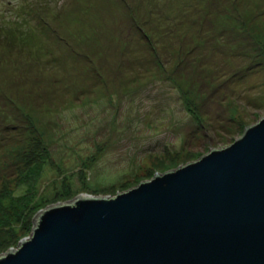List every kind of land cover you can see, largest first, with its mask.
Returning <instances> with one entry per match:
<instances>
[{
	"label": "rangeland",
	"instance_id": "obj_1",
	"mask_svg": "<svg viewBox=\"0 0 264 264\" xmlns=\"http://www.w3.org/2000/svg\"><path fill=\"white\" fill-rule=\"evenodd\" d=\"M261 116L264 0H0V202L116 194Z\"/></svg>",
	"mask_w": 264,
	"mask_h": 264
},
{
	"label": "water",
	"instance_id": "obj_2",
	"mask_svg": "<svg viewBox=\"0 0 264 264\" xmlns=\"http://www.w3.org/2000/svg\"><path fill=\"white\" fill-rule=\"evenodd\" d=\"M116 194L47 204L0 264H264V116Z\"/></svg>",
	"mask_w": 264,
	"mask_h": 264
},
{
	"label": "trees",
	"instance_id": "obj_3",
	"mask_svg": "<svg viewBox=\"0 0 264 264\" xmlns=\"http://www.w3.org/2000/svg\"><path fill=\"white\" fill-rule=\"evenodd\" d=\"M15 20L21 25L25 19L17 18ZM77 192L72 190L71 185L66 184L65 187L54 193L53 199L45 195L37 198L35 194L29 193L22 199V202L26 201L24 207H14L4 201L0 202V254L10 247H17L21 238L31 233L39 210L49 204L51 199L53 201L67 199L75 196Z\"/></svg>",
	"mask_w": 264,
	"mask_h": 264
}]
</instances>
